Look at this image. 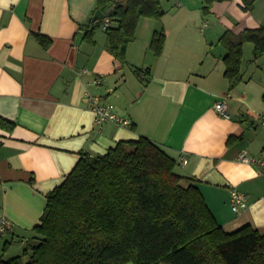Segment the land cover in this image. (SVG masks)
I'll return each mask as SVG.
<instances>
[{
    "label": "crops",
    "instance_id": "0c3cea01",
    "mask_svg": "<svg viewBox=\"0 0 264 264\" xmlns=\"http://www.w3.org/2000/svg\"><path fill=\"white\" fill-rule=\"evenodd\" d=\"M174 2L173 15L160 0L163 17L139 21L121 63L107 50L103 29L84 37L96 0H0V118L12 124L0 125V214L10 223L0 237V262L22 255L46 194L82 155H103L140 136L176 160L177 174L196 180L225 231L250 225L264 235V168L237 160L241 152L264 160V78L240 66L242 80L230 88L219 43L226 31L263 26L264 0L251 12L241 9L242 0L215 3L208 16L203 0ZM160 31L164 48L155 56L150 41ZM87 94L111 103L130 126L95 125ZM217 102L228 117L217 113ZM233 189L246 199L239 213L230 208Z\"/></svg>",
    "mask_w": 264,
    "mask_h": 264
},
{
    "label": "trees",
    "instance_id": "16d2710c",
    "mask_svg": "<svg viewBox=\"0 0 264 264\" xmlns=\"http://www.w3.org/2000/svg\"><path fill=\"white\" fill-rule=\"evenodd\" d=\"M203 1L208 16L215 3L230 0ZM256 1L242 0L241 9L251 12ZM96 10L109 19L106 48L121 63L139 21L164 15L160 0H96ZM104 18H91L84 37L90 40ZM37 40L44 48L51 43L43 35ZM164 42V32H154L150 49L155 56L162 54ZM219 43L226 51L224 77L233 88L242 80L243 45H254L255 59L264 54V25L238 34L226 31ZM0 125L12 127L1 118ZM176 165L142 136L119 141L103 155H82L46 194L22 255L0 264H264V235L250 225L225 231L196 180L177 174Z\"/></svg>",
    "mask_w": 264,
    "mask_h": 264
},
{
    "label": "built area",
    "instance_id": "2783aa9c",
    "mask_svg": "<svg viewBox=\"0 0 264 264\" xmlns=\"http://www.w3.org/2000/svg\"><path fill=\"white\" fill-rule=\"evenodd\" d=\"M108 26H109V19L104 18L103 23H102V29L105 30ZM206 26H207V22H204L202 24V29L205 28ZM139 76L143 78L144 72H141ZM93 84L100 85L101 84L100 78H96L93 81ZM85 98H86L88 108L90 109V111H92L94 115V123L98 127H101L103 124H106V123H113L121 127L130 126V122L120 117V115H118V113L115 111L114 106L111 103L106 102L102 97L87 94ZM215 110L221 116L228 117L224 102H217L215 104ZM258 123L261 127L264 128V116L260 117V119L258 120ZM237 160L244 164L254 165V166L264 168L263 159L251 157L247 155L245 152H241L238 155ZM181 163L182 164L187 163L186 157L181 158ZM229 203H230V208L232 212L234 213H239L240 211L246 208L245 196L241 192L235 189H233L230 192ZM9 227H10V223L7 220V218L4 215L0 214V237H2L8 232Z\"/></svg>",
    "mask_w": 264,
    "mask_h": 264
},
{
    "label": "rangeland",
    "instance_id": "374dc122",
    "mask_svg": "<svg viewBox=\"0 0 264 264\" xmlns=\"http://www.w3.org/2000/svg\"><path fill=\"white\" fill-rule=\"evenodd\" d=\"M174 0H163V4L166 8H168L169 14L168 17L173 15L176 11V8L174 6L175 2ZM97 32L103 33L101 25L95 28ZM221 48V46L216 45V47L212 48V51H216V48ZM252 51H253V44L251 43H245L242 48V60H241V68L242 71L246 73V75L254 74V76L257 77H263L264 78V54H262L260 57H258L257 61L253 62L252 60Z\"/></svg>",
    "mask_w": 264,
    "mask_h": 264
},
{
    "label": "water",
    "instance_id": "95a60500",
    "mask_svg": "<svg viewBox=\"0 0 264 264\" xmlns=\"http://www.w3.org/2000/svg\"><path fill=\"white\" fill-rule=\"evenodd\" d=\"M104 18V14L100 11V10H96L95 13L92 16L91 21L95 22V21H100ZM127 264H131V263H127Z\"/></svg>",
    "mask_w": 264,
    "mask_h": 264
}]
</instances>
